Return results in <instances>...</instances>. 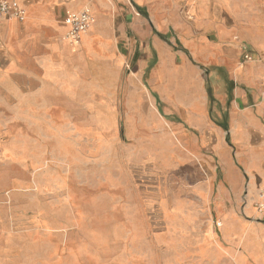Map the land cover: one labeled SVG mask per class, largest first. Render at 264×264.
<instances>
[{
    "label": "crops",
    "instance_id": "crops-1",
    "mask_svg": "<svg viewBox=\"0 0 264 264\" xmlns=\"http://www.w3.org/2000/svg\"><path fill=\"white\" fill-rule=\"evenodd\" d=\"M17 1L23 19L0 16L4 178L9 170L19 181L15 165L28 181L27 134L49 142L70 125L57 128L53 117L88 113L92 97L102 128L122 109L128 127L170 128L135 140L148 156L175 158L168 177L180 170V195L156 203L199 221L192 260L180 264H264V0ZM84 9L95 21L73 43L65 16ZM137 48L136 78L146 82L118 88ZM14 132L18 150L3 139Z\"/></svg>",
    "mask_w": 264,
    "mask_h": 264
},
{
    "label": "rangeland",
    "instance_id": "rangeland-1",
    "mask_svg": "<svg viewBox=\"0 0 264 264\" xmlns=\"http://www.w3.org/2000/svg\"><path fill=\"white\" fill-rule=\"evenodd\" d=\"M138 50L128 55L118 88L145 84V77L136 78ZM95 103L90 97L88 113L53 117L57 128L66 127L67 121L70 125L50 133L49 142H36L34 133L27 134L28 181L18 166L11 171L14 179L19 178L15 182L9 170L6 179L4 168L0 169V264H180L192 260L187 246L192 231L200 228L199 221L156 203L180 195L172 189L181 183L180 170L168 171L169 177L165 174L175 158L148 156L147 144L135 140L138 133L163 139L170 128L145 131L138 123L128 127L123 109L117 125L107 119L108 127L102 128ZM155 113L159 120L164 118L160 110ZM3 139L15 141L19 149L17 132ZM192 180H197V173L190 172Z\"/></svg>",
    "mask_w": 264,
    "mask_h": 264
},
{
    "label": "built area",
    "instance_id": "built-area-1",
    "mask_svg": "<svg viewBox=\"0 0 264 264\" xmlns=\"http://www.w3.org/2000/svg\"><path fill=\"white\" fill-rule=\"evenodd\" d=\"M0 16L11 18L16 17L23 19L24 10L20 7L17 0H0ZM68 25L66 37L73 43L81 40V34L88 30L94 23L95 18L89 9L76 11H68L65 16ZM254 58L250 54L245 55V60L252 61ZM264 196V190L262 191Z\"/></svg>",
    "mask_w": 264,
    "mask_h": 264
}]
</instances>
